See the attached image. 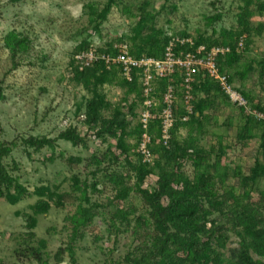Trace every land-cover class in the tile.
I'll return each instance as SVG.
<instances>
[{
    "label": "rangeland",
    "instance_id": "rangeland-1",
    "mask_svg": "<svg viewBox=\"0 0 264 264\" xmlns=\"http://www.w3.org/2000/svg\"><path fill=\"white\" fill-rule=\"evenodd\" d=\"M245 1L117 0L102 20L98 15L106 0H0V145L6 144L10 148V154L4 159L9 175L29 193L15 205L0 199V264H38L28 251L33 247L40 248L46 264H70L67 251L70 243L75 264H127L123 258L138 245L139 240H145L144 236L150 234L147 229L150 226L134 221L146 215L147 207L134 191L126 201L113 203L115 190L104 175L118 173L129 176L124 183L132 188L135 172L121 157L118 163L112 161L113 155L119 157L116 139L106 135L97 137V129L84 124L85 104L92 97V92L74 81L72 57L83 44L92 50L106 49L120 39L130 45L142 4L143 9L155 16L154 27L163 36L186 32L194 40L203 37L218 42L238 31V17L244 9L251 17L249 27L264 25V10L259 14L258 9L259 4L264 6V0H251L248 5ZM147 31L144 29L141 37H145ZM9 33L27 39L24 52H18L15 59H12L5 43ZM237 53V62L225 72L233 77V86L246 95L252 106L264 109V74H261L258 64L264 60V32L245 35L243 46ZM246 67L248 73L241 76ZM115 71L117 74L111 81L98 88V93L104 95L108 103L101 111L105 119L115 108L125 111L131 102L137 100L135 94H126L119 71ZM210 102L201 134L196 130L190 133L181 129L176 131L175 140L180 144L185 140L191 141L202 149L211 174L219 162L221 171L229 175L224 186L226 191L232 192L233 189L237 195H242L248 189H244L240 178L233 177V174L240 169L247 176L255 161L261 159L257 138L259 130L253 123H246L249 124L248 134L253 138L242 141L240 127L245 125V116L228 101L212 98ZM141 105L138 101L135 117L127 116L126 132L130 135L127 143L130 145L135 142L133 133ZM68 128H74L81 138L79 145L57 138ZM30 138L53 139L54 144L34 151L24 143ZM70 158L79 162H70ZM129 159L134 165L137 163L133 152L129 153ZM180 171L192 179L195 173L193 162L187 160ZM75 179L81 190L83 182L90 184L96 181L99 193L88 191L87 197L95 217L89 226L79 230L76 240L71 242L69 218L76 213L81 200V193H74ZM154 179L155 176L146 179L143 187H153ZM213 182H216V193L221 195L223 190L219 183L216 179ZM38 187H48L61 196V204L56 203L55 196L48 202L46 212L34 214L36 202L46 200L32 194ZM251 187L254 191L249 192L246 200L257 202L258 192L264 191V179H257ZM117 208L132 214L130 225L113 219ZM261 213L264 218V208ZM210 218L216 219L219 226L225 223L216 213ZM225 234L222 251L227 254L230 249L238 247L239 240L233 232ZM59 249L62 255L56 257ZM253 258L264 264V259Z\"/></svg>",
    "mask_w": 264,
    "mask_h": 264
},
{
    "label": "trees",
    "instance_id": "trees-1",
    "mask_svg": "<svg viewBox=\"0 0 264 264\" xmlns=\"http://www.w3.org/2000/svg\"><path fill=\"white\" fill-rule=\"evenodd\" d=\"M117 0H106L105 6L98 15L99 19H104L106 13L114 5ZM248 5L251 0H246ZM143 4L139 7V21L135 25V35L131 37V44L125 40H119L116 44L126 42L129 45V54L134 58H154L163 59L164 53L170 40L175 38H190L193 43L176 45L173 53L176 57L186 55L187 53L194 54L195 49L199 45L207 47L213 46H229L231 53L217 59V65L220 73H226V69L231 68L239 58L236 51L238 41L249 36L252 32H264V25L256 27H249L248 20L251 18L246 9L244 13L238 17L239 26L237 32L222 39L221 41H209L203 37L192 39L186 32H180L171 37H165L158 32L155 27V16L143 9ZM259 14L264 10V6H258ZM148 30L145 37H141L143 30ZM27 39L25 37H18L14 33H9L5 38L7 48L11 53L12 59L18 52L25 50ZM245 48L247 44L244 43ZM112 44L108 45L106 49L97 48L96 53H111ZM87 45L83 44L72 57L71 66L74 73V81L83 87L90 88L92 97L86 101L85 104V119L84 124L91 128H96V136L102 138L108 136L116 139V150H119V157L113 155L112 161L118 163L120 157L131 166L134 170V184L133 187L125 185V179L129 176H124L118 173L105 174L104 178L109 182L115 190V195L112 200L113 203L126 201L131 191L137 193L143 202L146 204L147 213L134 219L140 225L151 228L149 235H145V240L140 242L134 249L128 253L123 259L127 264H263L254 260L253 256L264 259V218L261 213L264 208V191L258 192L259 197L257 202H248L249 192L254 191L251 184L257 179H264V120L257 119L251 113H245L244 107H237L240 113L245 116V125L240 127L242 130L240 139L242 141L252 139L253 135L248 134L249 124H254L259 134V153L261 159L255 161L254 166L250 169L247 176H244L240 169H237L233 177L240 178L241 185L246 190L242 195H237L235 192L226 191L225 181L229 175L222 172L219 167V162L214 165V174L209 172L210 167L203 159L205 152L197 148L191 141H183L181 144L175 140V133L178 130L186 129L190 133L196 130L201 134L203 131V120L205 118V111L211 103L210 99L218 98L226 102L229 100L223 94L218 83L206 75L197 74L196 82L193 85V100L192 113L188 115L184 109L180 97L179 82L181 79L174 75L172 85L175 89L176 109L173 112L174 123L169 130L170 138L166 145H163L161 138V123L158 118L163 106L160 103L161 96L168 83V79L153 80L154 92L153 97L155 106H153L152 114L156 117L150 120L147 128V134L150 137V143L147 145V151L150 154L151 161L144 162L143 156L140 153L139 146L141 143L142 125L139 122L134 130L135 142L133 144L127 143V138L130 136L127 130L128 120L127 116L135 117V108L137 102L142 103L143 93L142 85L139 79L133 75L132 81H126L122 77L121 86L126 89V94H135L137 100L131 102L126 110L115 108L108 119L102 117L101 111L108 105L106 104L104 95L98 93V88L106 82H110L111 78L117 74L115 69L107 70L103 63L98 61L80 69L76 63L74 56L80 52H85ZM24 52V51H23ZM184 58V56H182ZM261 67V74H264V60L258 62ZM249 69L246 67L241 76L248 73ZM228 75V74H227ZM233 77L228 75V82L230 84ZM234 87V86H233ZM235 88V87H234ZM236 89V88H235ZM246 100L248 98L239 89H236ZM106 105V106H105ZM251 110L264 114V109L258 105L252 106L248 103ZM246 114V115H245ZM187 117L186 121H182ZM246 123H249L246 125ZM241 132V131H240ZM59 139H63L79 145L82 140L76 134L74 128H68L58 135ZM195 142V140H194ZM34 151H39L45 146L52 147L53 139L36 140L30 138L29 141H24ZM222 152V150H220ZM133 152L137 157V163L134 165L129 159V153ZM10 154V148L6 144L0 145V199H5L10 205L17 204L21 199L29 195L26 188L19 183L16 178L9 175L7 167L4 164V159ZM95 160V159H94ZM193 162L195 173L193 178H188L182 171V165L187 161ZM70 162L78 163V159L70 158ZM171 164V166H169ZM153 187H143L144 181L149 177H154ZM219 183L223 190L221 195L216 193V182ZM97 182L90 184L83 182L82 190L78 187V180H74L75 192L81 193V200L77 206L76 213L71 216L70 222L72 224V233L70 241L76 240L79 230L89 226L95 217L93 206L89 203L87 193L90 190L92 193H99ZM39 198H46V200L37 201L34 206V214L44 213L48 210V202L57 197V204H61L62 197L54 194L48 187H38L32 192ZM246 200V202H245ZM112 203V204H113ZM259 210V211H257ZM220 215L225 223L219 226L216 219L210 217L214 214ZM132 214L125 211L123 208H117L113 214V219L118 220L120 224L130 225ZM132 218H134L132 216ZM30 223L33 221L29 218ZM233 232L238 237V247L230 249L227 254L223 250L226 242L227 232ZM137 236V234L135 233ZM33 236V235H32ZM39 244L41 242L39 241ZM42 247V246H40ZM30 255L38 262V264H46L40 248H29ZM68 255L70 257V264H75L76 260L71 243L67 246ZM62 250L56 253V257H61ZM60 259H58L59 261Z\"/></svg>",
    "mask_w": 264,
    "mask_h": 264
},
{
    "label": "built area",
    "instance_id": "built-area-1",
    "mask_svg": "<svg viewBox=\"0 0 264 264\" xmlns=\"http://www.w3.org/2000/svg\"><path fill=\"white\" fill-rule=\"evenodd\" d=\"M192 40L190 38H175L170 40L164 53L163 59L154 58H134L129 54V46L126 42L121 44H115L112 50L115 54L111 53H96L95 50H88L80 52L74 56L76 63L82 69L84 66H88L94 62H102L107 70H118L119 75L126 81H132L133 75L139 79L142 85V105L138 118L142 125L141 143L139 150L143 156L144 162H150L152 159L147 151V145L150 143V137L146 133L150 120L156 117L152 114L153 106H155V100L153 97L154 82L153 80L168 79V83L161 96V105L163 106L158 118L161 123V133L163 145L168 143L170 138L169 130L174 123L173 112L176 109V101L178 98L175 96V89L172 85V79L177 74L181 81L179 82L180 97L184 105V109L188 115L192 113L193 105V85L196 82V75L203 74L208 78L216 81L223 91V94L227 97L229 102L238 107H244L245 113H251L255 115L257 119L264 120V114L253 111L249 108L246 99L238 93L233 84L228 82V75L226 73H220L217 59L219 57L226 56L231 53L229 46H213L207 47L205 45H199L195 49V53H187L176 57L173 53V49L176 45L190 44ZM243 46V37L238 41L236 45V51ZM184 56V58H182ZM187 117H184L182 121H186Z\"/></svg>",
    "mask_w": 264,
    "mask_h": 264
},
{
    "label": "crops",
    "instance_id": "crops-1",
    "mask_svg": "<svg viewBox=\"0 0 264 264\" xmlns=\"http://www.w3.org/2000/svg\"><path fill=\"white\" fill-rule=\"evenodd\" d=\"M234 89H235V88H234ZM236 89H237V88H236ZM236 89H235V90H236ZM236 91H237V90H236ZM246 101H247V103H249V101H248V100H246Z\"/></svg>",
    "mask_w": 264,
    "mask_h": 264
}]
</instances>
